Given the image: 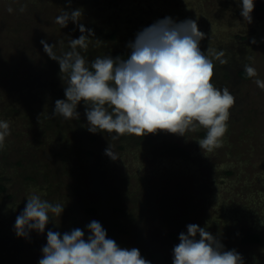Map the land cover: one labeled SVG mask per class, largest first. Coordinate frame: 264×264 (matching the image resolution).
<instances>
[{"label":"rangeland","instance_id":"rangeland-1","mask_svg":"<svg viewBox=\"0 0 264 264\" xmlns=\"http://www.w3.org/2000/svg\"><path fill=\"white\" fill-rule=\"evenodd\" d=\"M240 3L0 0V121L10 122L0 150V182L6 186L0 193V264H38L48 230L63 234L80 228L87 237L86 225L93 220L108 238L139 249L151 264H172V250L188 224H208L244 264H264V90L255 83L264 80V0H254L250 23L241 16ZM61 9L82 10L79 24L94 33L81 50L89 64L106 55L126 59L128 42L157 20H196L205 34L201 51L214 65L212 83L235 97L221 146L201 149L203 127L184 136L158 131L113 139L114 132L91 133L83 102L79 116H53L55 101L65 99V86L59 64L40 41L54 44L59 56L69 38L81 35L78 24L69 21L61 28L55 22ZM96 39L102 42L97 45ZM245 64L257 75L248 77ZM171 143L187 153L169 151ZM32 190L64 205V211L60 217L50 213L43 234L17 237L15 220ZM248 230L260 233L262 241L243 242Z\"/></svg>","mask_w":264,"mask_h":264},{"label":"clouds","instance_id":"clouds-1","mask_svg":"<svg viewBox=\"0 0 264 264\" xmlns=\"http://www.w3.org/2000/svg\"><path fill=\"white\" fill-rule=\"evenodd\" d=\"M254 0H241V16L251 22ZM13 9L8 8L11 13ZM20 12L25 11L21 6ZM82 10L71 12L61 9L55 22L61 28L69 21L79 25V38H69L62 55L53 51L54 44L41 40L44 52L59 64L64 84L65 99H57L53 116L64 120L79 116L77 106L83 102L91 133H116L143 136L145 133L166 131L184 136L186 130H207L198 141L208 152L221 146L227 131L229 109L235 97L227 87L216 88L212 83L214 65L201 51L204 33L196 20L176 22L171 17L157 20L137 32L126 45L130 54L96 57L89 62L81 54L87 50L94 33L79 24ZM63 42V41H62ZM102 41L96 39L97 45ZM255 43V41H253ZM223 53H219V59ZM221 63L226 61L221 60ZM248 77L257 75L254 67L245 64ZM256 85L264 90V80ZM110 109V110H109ZM8 121H0V150L5 147L9 133ZM106 154L115 160L110 148ZM44 193L32 190L22 212L16 217L14 230L17 237L27 238L32 231L43 234L52 220L50 213L61 216L64 205L43 198ZM209 225L188 224L187 231L179 234V243L172 250V264H244L243 256L235 249L225 250L210 231ZM88 235L80 228L61 234L48 230L42 258L38 264H151L139 249L121 247L108 238L102 224L96 220L86 225Z\"/></svg>","mask_w":264,"mask_h":264},{"label":"trees","instance_id":"trees-1","mask_svg":"<svg viewBox=\"0 0 264 264\" xmlns=\"http://www.w3.org/2000/svg\"><path fill=\"white\" fill-rule=\"evenodd\" d=\"M119 55H124V54L119 53ZM168 150L173 151L175 153H177V152L182 153V154L187 153L183 147L174 145L172 143L168 147ZM5 189H6L5 184L0 182V193L3 192ZM91 210L94 211V209H91ZM241 238H242L243 242H259V241H262V236L260 233L253 232L250 230L243 232L241 235Z\"/></svg>","mask_w":264,"mask_h":264}]
</instances>
